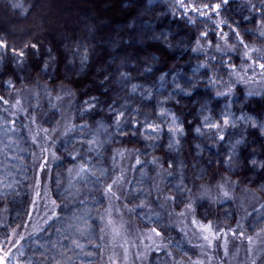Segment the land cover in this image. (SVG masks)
<instances>
[{
  "label": "trees",
  "instance_id": "obj_1",
  "mask_svg": "<svg viewBox=\"0 0 264 264\" xmlns=\"http://www.w3.org/2000/svg\"><path fill=\"white\" fill-rule=\"evenodd\" d=\"M37 1L0 0V39L8 45L7 49H0V96L8 102L27 90H38L43 96L34 112L31 111L35 106L28 105L21 113L0 102V248L7 250L15 235L21 232L39 179L53 206V215L39 231L22 239L17 251L7 260L8 264H100L106 212L115 204L120 209H130V220L139 229L150 231L155 227L162 232L159 239L163 249L151 250L148 264H197L199 255L193 244L170 222L175 214L185 209L190 198L186 191L176 193L173 187L180 181L181 174L193 199L201 185H212L224 179L236 181L238 186L251 191L259 198L260 205L244 220L243 231L249 235L264 233V189L261 188L264 185V132L237 121L236 127L225 130L223 141L195 133L202 115L201 106L207 101L212 114L217 115L227 101L216 97L215 90L205 86L207 69L198 68L205 62V56L191 52L195 41L190 39L200 31H208L209 39L214 40L212 21L224 20L233 27L238 26L246 43L264 47V40L246 31L254 29L255 22L264 14V0H230L219 16L212 15V21L192 12L190 7L185 15V9L176 0H121L123 13L120 12L119 19L104 22L99 29L90 22L86 31L58 41L59 50L46 35H31L44 16L42 5ZM216 2L219 0H184L186 6ZM189 18L195 24H189ZM16 27L22 30L11 29ZM222 27L223 31H229L228 27ZM33 43L37 45L35 49L30 47ZM13 48L25 49V57L22 60L14 58ZM208 55L216 57L208 62V68L214 65L216 72L228 81V73L216 62L222 59L220 54L213 49ZM231 62L242 68L248 63L235 54ZM121 72L129 76L123 83ZM162 75L163 80L160 79ZM261 78L264 79V75ZM186 79L200 81L194 94L191 97L174 95V81L190 90ZM9 80L11 87L6 83ZM132 84L138 86L135 93H131ZM59 94H65L68 109L49 106L45 97ZM146 94H151V98L145 99ZM247 94L240 83L234 84L231 111L236 117L244 114L264 121V86L257 95ZM92 96L98 98L96 108L81 116L84 101ZM158 102H164L165 108L184 122L185 135L178 137V149L167 148L170 117L163 124L164 135L160 141L145 140L140 133L133 137L130 130L124 135L114 134L109 126L112 114L108 105L113 103L115 108L126 105L138 109L141 116L136 118L141 121L147 116L161 123L157 117ZM27 112L35 117V123L28 118ZM100 120L107 130L96 124L95 121ZM71 123L88 127L83 132L61 137L60 133ZM53 127L57 128L55 133L51 131ZM44 128L56 139L55 150L60 159H52L48 167L41 170L40 152L34 137L44 133ZM89 133L103 144L96 151L89 152L87 144L81 147L79 141L69 142L71 136ZM241 137L244 143L237 146L238 154L233 157L232 164L234 171H230L223 161L230 152L231 143ZM151 144L158 146L153 148ZM49 145L51 151L54 150L50 142ZM113 149L134 153V158L129 159L134 160L130 174L114 189L119 200L103 195L106 184L118 177L123 165L119 156L115 161L111 159ZM72 152H78L82 159L73 161L68 155ZM153 157L157 158L158 166L163 164L159 183L154 177L157 166L135 164L137 158L147 162ZM170 160H175L171 168L168 166ZM84 163L96 176H100V169H107V174L97 181L90 174L77 176L75 171H68ZM167 172H172L173 176L167 177ZM157 187L161 193L159 199ZM164 195H177L179 199L172 203L165 201ZM142 202L145 206L138 207ZM195 216L201 224L212 221V224L230 227L236 222L234 206L227 202L197 201Z\"/></svg>",
  "mask_w": 264,
  "mask_h": 264
},
{
  "label": "rangeland",
  "instance_id": "obj_2",
  "mask_svg": "<svg viewBox=\"0 0 264 264\" xmlns=\"http://www.w3.org/2000/svg\"><path fill=\"white\" fill-rule=\"evenodd\" d=\"M37 2H40L39 6L42 5L44 16L41 22L35 26L31 35L39 34L40 37L46 35L49 41L54 44L56 50L61 48V46L56 45L58 41L62 42L84 29L86 31L87 24L92 23L99 29L101 25H105L104 22L111 23L113 18L118 17L119 19L120 12L123 13L121 0H38ZM11 29L13 31L22 30L18 27ZM85 36L88 37L87 33ZM250 64L249 61L243 66L244 71L240 72L239 76L244 77V79L238 83L248 93L251 92L253 95H257L264 86V79L261 78L262 70L254 65L250 67ZM57 96H60L61 99L56 100ZM42 97L39 95L38 90H27L11 98L8 105L14 112H20L21 108L26 110L28 105L35 106L31 111L34 112L37 109L38 101ZM45 98L52 108L58 107L63 110L68 107L65 94L49 95ZM17 100L20 101V105L13 107L16 105ZM27 116L28 118L33 117L29 112H27ZM44 136V133H37L34 138L40 152L38 155L40 163H44L42 157L46 156L47 166L45 168H47L53 158L51 147L49 143L45 142ZM42 147L49 148V152L42 154ZM132 157L134 158L133 152H126L123 157L119 156V161L123 164L118 174V176L123 175V180L119 183L124 182V178L130 174L129 170L134 165V160L129 161ZM156 166L154 177H156V182L159 183L162 177V169L158 165ZM158 172L160 175L157 174ZM217 184H224L225 189L231 194L232 198L223 200V202L232 203V206H234L236 212L235 224L230 227L223 226L222 223L212 224V231H205L201 228V223L196 216L193 217L188 212H185L184 216H180L179 213L175 214L170 222L176 226L177 231L193 244L199 255L197 264H264V233L249 235L243 231L244 220L260 205L259 198L251 191L238 186L236 181L224 179L219 183L203 185L210 190L211 196L215 197L217 201L220 199V194L216 188ZM197 194V197H199L201 188H199ZM204 200L209 203L207 198L203 199V202ZM212 204H217V202H212ZM117 206L116 204L110 206L106 212L107 222L103 233V260L100 264H148L150 251L163 249L159 237L151 231L139 229L130 220L129 208L121 207L120 209ZM52 215L53 206L39 179L34 187L33 200L21 232L15 235L7 250L0 248V264H8L7 260L17 251L22 239L39 231ZM193 218L199 223L193 224ZM238 224L239 227H237ZM229 228L232 231H229ZM233 232L236 235H233ZM241 232L243 235H240ZM204 236H208L209 239L205 240ZM249 237H251V240H249Z\"/></svg>",
  "mask_w": 264,
  "mask_h": 264
},
{
  "label": "snow or ice",
  "instance_id": "obj_3",
  "mask_svg": "<svg viewBox=\"0 0 264 264\" xmlns=\"http://www.w3.org/2000/svg\"><path fill=\"white\" fill-rule=\"evenodd\" d=\"M230 0H219V2L216 3H205L202 5H190L186 6L184 4V0H176V3L179 4L181 8L185 9V15H187L188 7L191 8L192 12H198L201 17H206L207 20L212 21V15L219 16L220 11L222 8L228 6ZM247 19V18H246ZM189 24H195V21L191 18L188 19ZM214 25V29L212 30V35L215 37L214 40L209 39V32L208 31H200L198 35L195 37L190 38L191 40L195 41V46L191 47V52L199 55L205 56V62H202L198 65V68H205L207 71L204 73V75L207 76V80L204 82L205 86L208 87L210 90H215V96L224 98L227 102L224 105V108L217 114L213 115L212 110L208 107L207 101L201 106L200 113L201 119L199 120V126L195 127V133L198 136L204 137L207 135L209 139H215L217 141H223L225 140L224 132L229 127H236L237 121H241L245 124H250L253 128H259L261 132H264V121H259L256 117L253 116H247L244 114H241L239 117H236L235 114L231 111L232 101L231 96L233 95V86L235 83L239 82L240 80L244 79V77L239 76V72L244 71V69L241 66H238L235 63L231 62L232 55H237V58H239L242 62H251L249 65L252 67L253 65L256 67H259V69L262 70L261 74L264 75V47H257L254 44L250 45L249 43L245 42L244 37L242 36L241 32L238 30V26L233 27L231 24H228L227 21L220 20V21H212ZM228 27L229 31L225 32L223 31V27ZM218 29V31H217ZM247 32H250L252 35L260 38L261 40H264V14L261 15L260 19L255 22V28L254 29H247ZM203 41V42H202ZM31 48L35 49L37 45L35 43L30 45ZM8 45L6 42L2 39H0V49H7ZM220 54L222 57L221 60L216 61L220 65V69L227 72L229 75V80L224 81L223 76L219 75L216 72L215 66L213 65L212 68H208V62L210 60H216L215 56L209 57L208 53L209 50H213ZM13 57H18L21 60L25 57L26 51L25 49H20L17 51L15 48L12 49ZM86 59V57L84 58ZM47 66H45L46 68ZM147 71H151V69H147ZM196 70H194L195 72ZM209 72L211 74H209ZM236 77L235 80H233V77ZM107 79V77H106ZM120 79L121 82H125L129 79L128 73L121 72L120 73ZM161 80L164 79V76L162 75L160 77ZM7 85L9 87L12 86V82L6 81ZM185 83L190 86L189 89H185L180 86L179 83L174 81L176 92L174 95L178 96H188L191 97L197 87V84L200 83V81H192L190 79H186ZM137 85L132 84L131 86V93H135L137 90ZM69 95H71V91L68 92ZM173 94H170V96ZM247 95L251 96L253 93L249 92ZM151 94H146L145 99H150ZM56 100H60L61 97L57 96L55 98ZM0 102H3V104L7 105L8 100L5 99L3 96H0ZM95 102V103H94ZM98 98L95 96L90 97V100L84 101L85 107L80 109L81 116L89 114L91 110H94L96 108V103H98ZM179 103V101H177ZM20 105V101H16V105L13 107ZM54 107V105H53ZM157 109L159 111L157 112V117L160 119L161 123H155L153 122L149 117L144 116L143 121L140 119H137L136 117L141 116V113L138 109L135 108H128L126 105H121L119 108L114 107L113 104L108 105L109 112L112 114L111 119V126L114 129V134L124 135L126 130H130L133 137L137 135V133H140L141 136L145 140H155L160 141L164 135V127L163 124L168 120V118H171V123L167 126V135L169 137L167 148L170 150L178 149L180 145V140L178 137H183L185 135V129H184V122L179 119L174 113L171 112V110L166 109L164 106V102H158L156 105ZM22 111H26L24 109H21ZM207 113V114H204ZM32 122L35 123L36 119L35 117H31ZM96 124L99 127H104L106 129V125L103 120L95 121ZM13 123H15L13 121ZM87 124H75L71 123L67 125L63 132L60 133L61 137H69V134L80 131L83 132L85 128H87ZM42 131L45 133L44 139L46 143L51 144L52 148L54 150L51 151V156L54 160H59L60 157L56 155L55 145H56V139L54 136H49V129L44 128ZM52 133H55L57 131V128L53 127L51 129ZM88 135H91L92 138L89 139ZM110 137L113 136V134H109ZM79 141L81 144V147H83L84 144H87L88 151H96L99 147H102L103 144L98 141L97 137L89 133L85 136L76 137L71 136L70 141ZM35 142V138H34ZM107 143V141L105 142ZM244 143L243 138H237L234 142L231 143L230 152L227 156V158L223 161V164L230 170L234 171L232 164H233V157L237 155V146L242 145ZM150 147H157V144H151ZM67 147V144L65 143V148ZM200 145H197V148H199ZM113 155L111 159L115 161L117 156L123 157L124 153L128 151L127 149H113ZM41 152L46 153L49 152V148L42 147ZM142 154V153H138ZM70 158L73 161H76L77 159H82V157L79 156L78 152H72L68 154ZM44 160V163L40 165L41 170H43L47 166V157H42ZM145 163H150L154 166L158 165L157 158L153 157L150 161H141L139 158L136 159L135 164L136 165H143ZM175 163V160L168 161L169 168L172 167V165ZM253 164H256V161H252ZM160 168H163V164H159ZM70 173L75 171L77 176H80L81 173L84 174H90L91 176L95 177L97 181L100 180L102 176H105L107 174V169H100V176H96V173L91 171V169L88 167L87 163L80 164L78 168L76 169H69ZM160 175V173H157ZM167 177L173 176L172 172L166 173ZM123 180V175L121 174L118 177L112 178L110 183H107L104 190L103 195L106 198L114 197L116 200H119L120 197L117 195L116 191L114 189L117 188L119 185V182ZM184 177L183 174H181L180 181L176 183L173 187L175 189L176 193H183L187 192L189 195V200L185 204V211H182L179 213L180 216H184L185 212L191 213L193 217L196 213V205L198 200H203L207 198L209 200V203L212 202H223V200L231 199V194L228 190L225 189L224 184H217L216 188L218 189V192L220 194L219 201L216 200L215 197L211 196L210 190L206 188L205 186L201 185V194L199 197H196L195 199L191 198V189H187V186L184 184ZM261 188L264 189V185H261ZM158 196L157 198H160L161 193L159 192V189L157 187ZM165 201H170L172 203H176V201L179 199L177 195H164ZM183 202V201H181ZM54 203V202H53ZM83 203V201H81ZM145 205L143 202L138 205V207L143 208ZM163 207V205H161ZM207 219V217H205ZM193 224L199 223L195 218L192 220ZM201 228L205 231H212V221H208V223L201 224ZM239 227V224L237 225ZM151 233H154L155 236L160 237L162 236V232L158 230L157 228L153 227L150 229ZM229 231H232V229L229 228ZM233 235H236L235 232H233ZM240 235H243L241 232ZM205 240H208V236H204ZM249 240H251V237H249ZM168 255H171V253H168ZM179 264V262H177Z\"/></svg>",
  "mask_w": 264,
  "mask_h": 264
}]
</instances>
